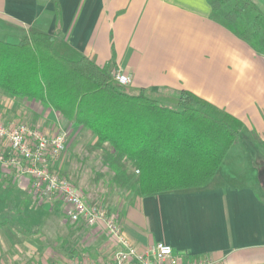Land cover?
Here are the masks:
<instances>
[{
    "label": "crops",
    "instance_id": "1",
    "mask_svg": "<svg viewBox=\"0 0 264 264\" xmlns=\"http://www.w3.org/2000/svg\"><path fill=\"white\" fill-rule=\"evenodd\" d=\"M254 1L264 12V0ZM30 27L69 42L101 66L130 74L132 86L163 99L183 89L196 93L240 118L244 135L264 148V50L214 20L208 0H0V39L19 41ZM58 115L48 108L46 121L52 117L59 127ZM44 124L48 134L56 133ZM258 152L252 155L255 167L264 163ZM221 166L204 187L135 196L129 184L119 200L112 199L116 188L97 200L106 203L140 250L162 241L186 259L264 264V190L216 183ZM8 178L4 186L20 192L23 206L31 197L41 199L29 177L11 173ZM45 205L55 212L41 220L46 235L42 229L30 233V259L20 264L112 256L118 244L105 227L69 221L60 202Z\"/></svg>",
    "mask_w": 264,
    "mask_h": 264
},
{
    "label": "trees",
    "instance_id": "2",
    "mask_svg": "<svg viewBox=\"0 0 264 264\" xmlns=\"http://www.w3.org/2000/svg\"><path fill=\"white\" fill-rule=\"evenodd\" d=\"M208 2L214 20L264 50V12L254 0ZM0 91L84 128L96 138L92 149L103 150L112 181L132 184L135 196L206 186L245 131L240 118L190 90L167 102L120 83L111 66L37 27L19 41L0 39Z\"/></svg>",
    "mask_w": 264,
    "mask_h": 264
},
{
    "label": "rangeland",
    "instance_id": "3",
    "mask_svg": "<svg viewBox=\"0 0 264 264\" xmlns=\"http://www.w3.org/2000/svg\"><path fill=\"white\" fill-rule=\"evenodd\" d=\"M8 95L6 96L0 91L1 121L8 124L12 122L28 123L29 125L38 127L44 133H47V130L43 126L46 122L44 125L49 126L50 131L53 129L52 132L55 131L57 133L59 131H64L66 133V149L56 161L59 166L56 168L55 164L54 169L57 171L60 168L57 172L62 173L72 181L88 203L93 202V204L98 203L106 206V203L97 199L101 196L103 197L110 189L114 190V188L116 189L112 192V199L117 198V200H119L120 197L128 194V188H120L112 181V170L109 166L103 165V150L101 148L92 149L91 145L96 142L95 137L89 135L84 128L78 129L73 126L60 115H58L60 117L59 123H61L59 127L58 123L50 121L52 117H48L49 119L46 121V112L49 107L39 102L21 101L20 103L15 100L16 103L13 106L14 108H12L10 105L12 101L9 100L11 95ZM164 98L165 99H161L167 102H175L177 100V96L170 93L166 94ZM57 119L58 118L55 117V121H57ZM108 146L109 144L106 143V147ZM262 146L264 147V144H262ZM255 150H258V154L264 157V148L258 143H252L250 141V136L242 134L239 142L234 145L222 163V174H219V176L215 178L216 183L231 182L240 185H242V183H249L263 193L264 163L261 164L260 167H255L252 156ZM4 174L5 173H2L0 178H8ZM2 182L4 183V180ZM116 190H118V193ZM15 191L16 190L13 188L0 186V264H14V261L20 264L30 259V252L27 253V248L32 249L34 246L33 241H30V243L28 242L31 240L30 233L42 229L40 230L42 234L44 232L43 230L46 229L44 228V220L43 223L41 220L44 219L46 215L49 216L55 213L52 212V208L54 207L45 205L47 201L41 197L40 194H38V196H40L41 199L38 201L34 200L35 202L33 201V197L28 195L32 199L29 198L26 206H23L21 202L24 198L22 195H19L20 192ZM109 212L111 213L112 211L110 210ZM42 235H46V233L44 232ZM64 237L69 238L67 232L64 234ZM67 245H69L68 242Z\"/></svg>",
    "mask_w": 264,
    "mask_h": 264
},
{
    "label": "built area",
    "instance_id": "4",
    "mask_svg": "<svg viewBox=\"0 0 264 264\" xmlns=\"http://www.w3.org/2000/svg\"><path fill=\"white\" fill-rule=\"evenodd\" d=\"M115 79L126 85L132 83V76L120 69L115 72ZM66 145L64 131L47 134L28 123L8 124L0 120V169L4 175L29 177L37 194L46 201L61 203L69 221L90 227L101 225L118 244L108 259L73 257L64 264H130L133 260L139 264H214L207 257L186 259L162 241L148 249L136 247L108 207L88 203L75 184L54 169Z\"/></svg>",
    "mask_w": 264,
    "mask_h": 264
},
{
    "label": "water",
    "instance_id": "5",
    "mask_svg": "<svg viewBox=\"0 0 264 264\" xmlns=\"http://www.w3.org/2000/svg\"><path fill=\"white\" fill-rule=\"evenodd\" d=\"M262 187H263V190H264V184H263V186H262Z\"/></svg>",
    "mask_w": 264,
    "mask_h": 264
}]
</instances>
